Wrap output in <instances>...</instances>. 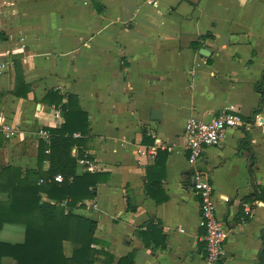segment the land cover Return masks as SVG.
Returning a JSON list of instances; mask_svg holds the SVG:
<instances>
[{
  "label": "crops",
  "instance_id": "obj_1",
  "mask_svg": "<svg viewBox=\"0 0 264 264\" xmlns=\"http://www.w3.org/2000/svg\"><path fill=\"white\" fill-rule=\"evenodd\" d=\"M17 60L27 98L14 95ZM263 74L264 0H160L157 8L147 0H0V121L20 128L0 147V163L35 169L38 131L64 122L43 99L50 91L75 95L89 115L84 151L91 173L109 175L94 200L76 210L97 222L104 246L96 248L106 255L96 264H129L130 257L133 264H211L185 126L229 107L250 118L260 107L255 86L264 85ZM143 130L154 145L144 143ZM252 157L264 187V105L249 130L228 129L198 165L229 231L227 258L216 264H260L264 202L249 204L250 217L244 208L253 193ZM78 172L88 171L79 164ZM24 238L17 225L0 234L12 244Z\"/></svg>",
  "mask_w": 264,
  "mask_h": 264
},
{
  "label": "trees",
  "instance_id": "obj_2",
  "mask_svg": "<svg viewBox=\"0 0 264 264\" xmlns=\"http://www.w3.org/2000/svg\"><path fill=\"white\" fill-rule=\"evenodd\" d=\"M14 65V95L27 98L29 89L25 84L21 62L17 60ZM255 90L261 97L260 107L247 119L250 122L264 105V85H256ZM43 101L60 110L64 122L60 127L44 129L50 137L48 141L39 140L37 167L23 169L0 163V234L5 225H17L25 230L22 243L0 240V264H5V258L13 259L14 264H96L100 256L106 255L96 248L102 244L96 238L97 222L77 214L76 210L84 207L86 201L94 200L97 186L106 183L109 175L78 172V163L86 156L85 138L90 132L89 115L81 107L78 97L50 91ZM143 139L147 145H154V140L147 137L146 130H143ZM6 142V138L0 134V147ZM243 145L247 146V142H243ZM73 150L77 151L75 156ZM255 161L252 157L249 183L253 193L245 199L248 204L264 202V187L255 180L253 173ZM57 175L63 177L61 183L55 181ZM148 182L150 184L146 190L151 196L155 183L150 179ZM164 201L166 197L156 200V203L162 204ZM245 216L250 217L246 213ZM152 225H148L149 229L161 232L159 226ZM66 242L72 245L70 257L65 255ZM128 260L129 264H133V257ZM260 264H264V248L260 254Z\"/></svg>",
  "mask_w": 264,
  "mask_h": 264
},
{
  "label": "built area",
  "instance_id": "obj_3",
  "mask_svg": "<svg viewBox=\"0 0 264 264\" xmlns=\"http://www.w3.org/2000/svg\"><path fill=\"white\" fill-rule=\"evenodd\" d=\"M148 5L158 7L160 0H147ZM252 126V122L237 112L233 107L225 108L209 121L195 117L190 118L185 126L187 138L186 151L189 155V163L194 167L193 189L200 200V211L202 224L205 227L206 260L208 263L216 264L227 258L226 242L229 238V231L223 226L217 216V205L214 187L212 186L209 175L198 167L206 149L218 147L224 140L228 129L247 131ZM20 133V128L7 125L0 121V134L7 140L14 139ZM39 139L48 141L49 133L41 129L37 133ZM79 137V135H75ZM157 147L149 149L151 157H156ZM86 167L88 172H95V169L86 155L79 161ZM55 181L61 183L63 177L57 175ZM247 215H252V208L249 204H244Z\"/></svg>",
  "mask_w": 264,
  "mask_h": 264
},
{
  "label": "rangeland",
  "instance_id": "obj_4",
  "mask_svg": "<svg viewBox=\"0 0 264 264\" xmlns=\"http://www.w3.org/2000/svg\"><path fill=\"white\" fill-rule=\"evenodd\" d=\"M6 229H7V230H10V229H16V231H21L20 228L12 227V226H7ZM17 236L20 237V236H21V233H18V232H17ZM13 242H18V241H17L16 239H14ZM66 246H67V250H66V251L70 252L71 249H72V245H71V243H67ZM64 247H65V246H64Z\"/></svg>",
  "mask_w": 264,
  "mask_h": 264
},
{
  "label": "water",
  "instance_id": "obj_5",
  "mask_svg": "<svg viewBox=\"0 0 264 264\" xmlns=\"http://www.w3.org/2000/svg\"><path fill=\"white\" fill-rule=\"evenodd\" d=\"M203 51H206V50L203 49ZM204 55H207V54H204ZM152 118H153L154 121L160 120V118H161V113L158 112V111H153V113H152Z\"/></svg>",
  "mask_w": 264,
  "mask_h": 264
}]
</instances>
